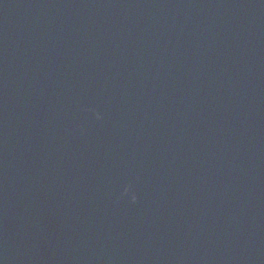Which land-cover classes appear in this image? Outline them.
Here are the masks:
<instances>
[{"label":"water","instance_id":"95a60500","mask_svg":"<svg viewBox=\"0 0 264 264\" xmlns=\"http://www.w3.org/2000/svg\"><path fill=\"white\" fill-rule=\"evenodd\" d=\"M0 264H264V0H0Z\"/></svg>","mask_w":264,"mask_h":264}]
</instances>
